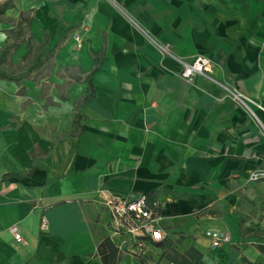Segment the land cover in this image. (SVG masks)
Returning <instances> with one entry per match:
<instances>
[{
  "label": "crops",
  "instance_id": "1",
  "mask_svg": "<svg viewBox=\"0 0 264 264\" xmlns=\"http://www.w3.org/2000/svg\"><path fill=\"white\" fill-rule=\"evenodd\" d=\"M3 4L4 65L53 66L0 79V264H101L105 238L117 264H170L134 255L100 191L159 201L163 241L203 264H264V0ZM197 55L211 68L189 83Z\"/></svg>",
  "mask_w": 264,
  "mask_h": 264
},
{
  "label": "built area",
  "instance_id": "2",
  "mask_svg": "<svg viewBox=\"0 0 264 264\" xmlns=\"http://www.w3.org/2000/svg\"><path fill=\"white\" fill-rule=\"evenodd\" d=\"M75 41L79 46L80 38L75 37ZM156 46L161 52L167 53L165 47L158 44H156ZM181 65V76L190 83L194 76L203 75L210 71L211 61L205 56L197 55L188 63L181 62ZM230 93L233 98L240 103H244L248 100L238 93ZM262 176H264V173H254L252 178L257 179ZM99 194L105 198V203L111 213L113 227L118 233L122 230L124 231L123 233L129 235L133 239L134 244H136L135 251L139 252L143 248V242L138 240V238L146 237L154 243L163 241L165 234L157 225L159 217L157 213L160 207L159 201L151 199L146 195H140L135 199L128 200L117 195H105V192L102 191H100ZM41 228H46L44 222L41 224ZM10 231L15 241L20 242L21 237L17 230L11 228ZM205 236L210 241V245L213 249L229 243L230 240L226 233L217 231H207Z\"/></svg>",
  "mask_w": 264,
  "mask_h": 264
},
{
  "label": "trees",
  "instance_id": "3",
  "mask_svg": "<svg viewBox=\"0 0 264 264\" xmlns=\"http://www.w3.org/2000/svg\"><path fill=\"white\" fill-rule=\"evenodd\" d=\"M7 8V4L0 6V15H2ZM10 55V49L4 48L0 55V79H9L7 75L8 67L4 65L7 57ZM124 231L120 230L119 233ZM143 242V248L141 251H135L134 255L137 257L142 256L145 253L146 244H151L155 249L161 253L160 258H163L170 264H203L199 252L193 248L187 249L185 252L180 253L173 245L167 241H161L159 243L151 242L146 237L138 238ZM136 246V244H134ZM258 250L264 255V246L259 245ZM97 252L100 256L101 264H117L118 263V251L116 246L110 240L105 238L97 246Z\"/></svg>",
  "mask_w": 264,
  "mask_h": 264
},
{
  "label": "rangeland",
  "instance_id": "4",
  "mask_svg": "<svg viewBox=\"0 0 264 264\" xmlns=\"http://www.w3.org/2000/svg\"><path fill=\"white\" fill-rule=\"evenodd\" d=\"M16 40H18V39L16 38ZM12 45H13V43H12ZM33 53H34V50L32 51V54L29 55L27 57V59H25L23 64H21L17 68H11L9 65H7L9 67L8 75H10L11 77L12 76L18 77L19 79L47 77L50 73L51 67L53 66V65H51V61H47L45 63V65L40 69H39V67H35V66H32V68H29V66H30L29 61L32 59ZM7 63H9V58L7 60ZM173 246L176 249H178V247L176 245H173ZM156 253H157V255L160 254L159 250L156 249Z\"/></svg>",
  "mask_w": 264,
  "mask_h": 264
}]
</instances>
